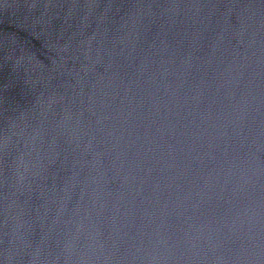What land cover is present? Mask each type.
Instances as JSON below:
<instances>
[{
  "label": "water",
  "instance_id": "obj_1",
  "mask_svg": "<svg viewBox=\"0 0 264 264\" xmlns=\"http://www.w3.org/2000/svg\"><path fill=\"white\" fill-rule=\"evenodd\" d=\"M0 264H264V0H0Z\"/></svg>",
  "mask_w": 264,
  "mask_h": 264
}]
</instances>
